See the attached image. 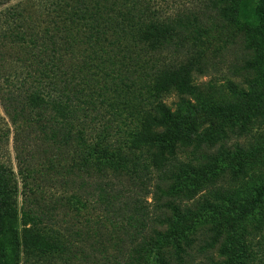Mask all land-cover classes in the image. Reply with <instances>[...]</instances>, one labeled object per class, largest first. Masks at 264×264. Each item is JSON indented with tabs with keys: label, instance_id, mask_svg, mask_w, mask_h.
<instances>
[{
	"label": "trees",
	"instance_id": "trees-1",
	"mask_svg": "<svg viewBox=\"0 0 264 264\" xmlns=\"http://www.w3.org/2000/svg\"><path fill=\"white\" fill-rule=\"evenodd\" d=\"M32 1L31 10L26 0H0V41L8 46L0 52L1 96L10 104L27 108L44 139L70 158L75 171L93 169L105 178L108 173L117 178L126 176L146 187L152 169L166 173L179 148L197 152L204 144L215 147L230 136H247L254 124L264 122V0H222V13L234 23L235 30L245 33L247 67L252 74L244 85L228 81L217 92L196 86L197 77L207 75L208 65L204 51L198 48L199 31L185 17L156 15L150 0H99L87 8L80 0ZM98 2L105 6H95ZM125 3L130 8L126 13L111 12ZM147 14L153 19H145ZM113 24L118 27L116 42L142 44L163 56L188 54L176 68L160 69L151 85L158 98L176 94V108L157 100L126 144L112 140V125L105 121L103 108L93 98L94 87L72 85L75 80L69 77L74 58L82 62L81 57L90 59L89 54L101 52L97 43L101 44ZM145 150L151 155L150 163L137 155ZM214 160V165L205 166L218 170L210 175L203 168L179 165L182 175L175 177L178 184L171 187L170 196L192 200L215 183L217 172L229 173L235 182L247 168L263 161L254 146L235 153L221 149ZM107 188L111 185L100 190L101 201L108 212L116 214L112 208L119 203V190L114 187L109 192ZM254 189L242 199L215 190L212 198L222 201L218 205L211 204L208 197L194 208L167 200L165 217L158 221L164 229L151 227L149 233L144 219L135 223L130 217V224H123L122 229L126 233L134 230L142 242L131 250L125 264H146L144 260L149 264H185L194 245L190 235L204 223L211 225L200 252H211L222 241L225 261L220 264H246L243 227L264 208V186ZM19 198L13 167L0 162V264L66 263L69 249L49 223L47 209L37 198L30 203L32 208L21 205ZM73 201L83 204L79 198Z\"/></svg>",
	"mask_w": 264,
	"mask_h": 264
},
{
	"label": "rangeland",
	"instance_id": "rangeland-1",
	"mask_svg": "<svg viewBox=\"0 0 264 264\" xmlns=\"http://www.w3.org/2000/svg\"><path fill=\"white\" fill-rule=\"evenodd\" d=\"M80 1L87 8L90 2L99 0ZM221 2L222 0H150L152 13L175 18L185 17L188 24L199 31L198 48L206 55L208 70L207 75L197 77L196 86L208 92H217L228 81L244 85L246 78L252 74L247 67L249 55L245 33L234 29V23L221 11L224 7ZM100 5L105 6L103 2H98L95 6ZM126 5L115 7L111 12L126 13L130 9ZM26 6L32 10L33 1L26 0ZM145 19L152 20L153 16L147 14ZM115 27L117 25L113 24L101 44L97 43L101 52L96 50L95 54H89L90 59L81 57L82 62H77L74 58L75 66L69 77L70 81L75 80L72 85L79 84L81 88H87L91 84L94 87L96 94L93 98L103 108L105 121L112 125V140L126 144L131 133L140 125L141 118L152 113L157 100L163 101L173 110L176 108V94L158 98L151 90V85L160 69L176 68L188 54L163 56L149 51L142 44L116 42L118 27ZM5 46L0 41V52ZM6 49L9 51V48ZM195 49L198 51L197 47ZM84 59L86 60L83 62ZM0 73H3L2 67ZM126 77L129 79L126 80ZM25 95L23 90L22 96ZM18 112L20 114H16ZM90 112L93 116H98L91 109ZM251 146L258 150L263 161L257 167L247 168L239 180L233 182L229 173L217 172L219 178H216L215 183L206 186L192 200L179 198L177 195L170 196L171 187L178 184L175 177L182 175L179 165L193 166L197 170L203 168L210 175L218 170L210 171L208 169L211 167L206 169L205 166L216 163L214 158L218 151L222 149L235 153L239 148ZM137 155L150 163L151 155L148 151H140ZM0 162L14 169L20 187V204L32 208L30 203L37 198L42 208L49 212V223L69 249L70 258L66 263L57 260L47 264H125L131 250L142 242V238L136 236L134 230L126 233L122 229L123 224H130V217H133L135 223L136 219H144L149 233L151 227L164 229L158 221L165 217L167 209L164 205L167 200H176L183 208H194L202 206L205 197H208L211 204L218 205L222 201L212 198L215 190L228 191L235 199H242L249 192H254L255 187L264 186V122L254 124L247 136H230L215 147L204 144L197 152L179 148L175 161L167 168L168 171L163 174L152 169L145 182L146 187H142L137 180H130L126 176L117 178L108 173L105 178L93 169H72L70 158L58 152L44 139L27 108L23 104H10L6 98L2 99L0 79ZM107 184L111 185V188H107L109 192L116 187L120 193L119 203L112 208L116 214L108 212L105 203L101 201L100 190ZM158 186H162L161 192ZM75 198L81 199L83 204L75 205ZM210 225H199L191 233L194 245L186 255L185 264H220L225 261L221 254L225 242L221 241L211 252L199 251ZM243 228L242 234L247 247L246 264H264V208L247 221ZM144 262L149 264L145 260Z\"/></svg>",
	"mask_w": 264,
	"mask_h": 264
}]
</instances>
